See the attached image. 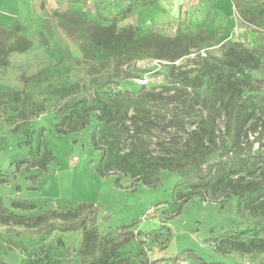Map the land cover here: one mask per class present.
Masks as SVG:
<instances>
[{
  "label": "rangeland",
  "instance_id": "374dc122",
  "mask_svg": "<svg viewBox=\"0 0 264 264\" xmlns=\"http://www.w3.org/2000/svg\"><path fill=\"white\" fill-rule=\"evenodd\" d=\"M130 3L88 0L86 10L97 13L102 26L116 24L118 30L128 29L136 36L155 33L168 39L187 36L193 40L191 55L185 58L170 60L169 48L161 53V60H134L119 69L113 64L110 72L117 67L119 73L107 80V91L125 105L129 117L141 113L153 122L140 128L127 122L124 145L141 141L150 152L157 151L158 141L180 149L198 145L195 133L208 115L205 95L211 91H207L206 76L211 69L217 80L216 133L226 137L229 150L225 155L217 138L213 143L205 140L214 154L200 167L183 175L164 173L162 185L156 189L132 187L131 179L117 187L97 170L99 153L89 140L96 124L94 114L82 132L55 133L56 91L93 90L78 45L70 44L72 58L63 64L47 52L46 45L13 53L10 64L0 66L1 214L13 221L53 211L76 212L80 206H93L97 212L86 230L55 232L48 242L33 249L0 243V260L9 264H98L125 259H130L129 264H264V248L229 252L226 241L215 240L223 234L233 237L239 230L244 233L240 241L247 245L264 242V206L259 205L264 203V56L250 70L253 80L248 85L231 67L233 57L228 52L231 45L239 51L264 47V30L244 21L232 0H161L115 21L113 17ZM68 4L69 0H0V24L9 27L20 18L49 22L55 12L66 14ZM201 42L209 46L205 58L195 56L202 51ZM121 71H127L130 78ZM16 93L19 98L12 99ZM14 129L19 132L13 133ZM41 132L50 144L52 160L34 183L30 177L36 171L23 168L15 173L12 162L29 154ZM228 157L248 161L250 170L240 173L247 182L259 185L261 199L243 205L242 215L236 197H221L212 203L215 198L206 194L193 198L176 216L179 203L174 184L186 175L210 177ZM28 204L36 209L24 212L15 208ZM5 229L0 224V231Z\"/></svg>",
  "mask_w": 264,
  "mask_h": 264
},
{
  "label": "trees",
  "instance_id": "16d2710c",
  "mask_svg": "<svg viewBox=\"0 0 264 264\" xmlns=\"http://www.w3.org/2000/svg\"><path fill=\"white\" fill-rule=\"evenodd\" d=\"M88 0H69L67 13L55 12L49 22L45 20H28L20 18L13 25L7 27L0 24V66L10 64L9 56L13 53H25L34 47L47 46V52L55 58L58 64H63L72 58L70 44L78 45L83 59L86 61L87 74L91 77L93 90L74 93L72 89L62 88L56 91L59 97L55 114L57 124L55 133L59 136L79 133L90 126L92 114L96 116V124L90 133V146L98 152L97 170L101 177L112 179L117 187L122 188L124 179H131L132 187L138 185L159 188L163 182V174L183 175L189 169L198 168L206 159L214 154L205 140L213 143L216 138L226 155L229 150L227 139L216 133V120L219 110L217 108V80L212 77L209 69L206 85L210 95H205L208 106V115L202 120L201 126L195 133L198 145L187 146L180 149L176 145L167 144L164 141L156 143L157 151L150 152L143 144L133 142L129 147L124 145L123 139L128 134L127 122L134 125L149 127L153 122L144 114L135 113L129 117L125 105L118 103L115 97L107 91V80L119 71L112 66L115 63L121 68L134 60L155 59L161 60V53L168 51L172 57L170 60H178L190 56L193 38L178 36L168 39L155 33L136 36L128 29L118 30L116 24L104 27L97 13L86 10ZM161 0H131L128 7L120 14H116L115 21L129 16L134 11L155 5ZM240 17L247 23L264 30V1L263 0H232ZM215 1L212 2V6ZM195 40V38H194ZM215 42L219 40L215 37ZM200 43L198 58H205V50L209 47ZM233 57L231 67L236 74L241 75L245 84L253 80L250 70L260 64L264 56V47H256L251 50L239 51L236 45H231L229 51ZM130 78L127 71H121ZM220 77H222L220 75ZM204 86V83H201ZM242 90L239 89L238 94ZM12 99H18L20 94L12 95ZM138 102V101H136ZM123 127L124 129H121ZM14 129L13 133H18ZM52 160L50 144L41 132L36 135L35 144L30 148L25 157L15 159V173L21 169L36 171L30 177L37 183L40 175L45 173L49 162ZM248 161L235 160L228 157L221 162L214 175H186L183 180L174 184L178 188L175 200L179 203L176 216L181 214L184 205L193 198L211 195L215 200L221 197L229 199L237 198L236 207L240 214H244L243 205L254 204L261 199V188L255 181L247 182L240 173L242 170H250ZM241 171V172H242ZM202 197V198H203ZM264 206V203H259ZM16 209L24 212L33 211L36 205H15ZM97 212L93 206H80L76 212L59 213L56 211L30 218L27 220L6 219L0 212V224L6 229L0 231V243L13 244L24 249H33L49 241L55 232L75 233L87 229L91 216ZM235 235H219L215 240L228 243L229 252L247 253L255 249L264 248V242L260 245L250 242L246 244L240 241L244 234L239 230ZM130 259L108 263L99 261L98 264H129ZM0 264H9L0 260ZM224 264V263H206Z\"/></svg>",
  "mask_w": 264,
  "mask_h": 264
},
{
  "label": "built area",
  "instance_id": "2783aa9c",
  "mask_svg": "<svg viewBox=\"0 0 264 264\" xmlns=\"http://www.w3.org/2000/svg\"><path fill=\"white\" fill-rule=\"evenodd\" d=\"M77 162V161H76Z\"/></svg>",
  "mask_w": 264,
  "mask_h": 264
}]
</instances>
